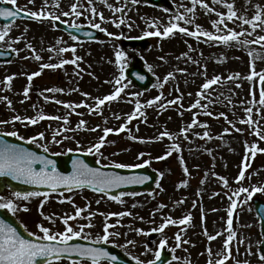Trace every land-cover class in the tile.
<instances>
[{
    "label": "rangeland",
    "instance_id": "1",
    "mask_svg": "<svg viewBox=\"0 0 264 264\" xmlns=\"http://www.w3.org/2000/svg\"><path fill=\"white\" fill-rule=\"evenodd\" d=\"M167 1L168 4L164 7H152L144 0H139L137 4H131L130 0H107V4L125 8L124 12L114 13L101 0H93L91 5L88 4V0H79L82 7L78 6L77 11L83 13L79 18L74 15L68 17L62 15V12L69 11L70 6L77 0H59L58 8L51 6L47 8L48 12L59 15L60 21H65L69 25L76 23L90 26L92 23H99L106 32L98 29L101 32V39L94 43L73 40L71 36L56 30L50 19L34 18L32 22L16 21L9 25V34L0 42V50L13 52L11 61L0 63V121H11L16 115L36 117L43 114L67 116L69 123L65 125L63 120L54 119L39 120L35 125L27 121L24 123L16 121L0 124L1 133L15 131L28 141L43 132L45 138L38 139L32 145L42 151L46 146L48 148L46 153L51 155L87 154L95 156L101 166L114 167L115 164H123L127 167L122 168L126 169L147 165L160 176L153 193L134 195L123 193L117 199L86 189L51 194L47 198L41 195L27 201L16 199L11 191L0 194L5 200L12 199L19 205L20 210L15 214L5 210L19 219L33 236L43 235L38 227L41 224L50 228L53 233L63 232L65 225L62 218L74 215L79 208L84 209L81 216L69 220V224L76 231H80V225H92L83 229L81 239L95 241L104 234L103 229L107 223L115 225L109 228V233L118 235H110L106 243L118 247L135 262L137 259L144 262L154 260L155 251L162 250L158 248L160 241L166 239L164 249L177 258L173 259L171 264H208L209 259L215 262L221 258L216 253L223 248L228 235L226 221L231 206L228 197L241 186L249 189L252 186L264 188L262 151L264 139H260L254 132V129H258L260 134L264 135V106L258 103L260 90L264 85L260 83L259 76L253 80L245 78L251 74L253 65L257 73L264 72V41L250 43L247 46L233 42L231 47H228L217 41H209L203 35L197 40L195 37L174 31V34L167 37L163 35L147 37L143 48L126 45L127 39H138L145 31L157 30L149 28L145 21L149 23L156 21L162 33L174 15L192 16V13H186L187 8L193 7L191 0ZM0 2L4 3L3 0ZM203 2L214 11H206L198 3L195 6V23L184 24L179 21L177 22L179 26L195 31V25H200L205 32L226 34V24L227 28L240 32L242 30L240 25L243 22L237 17L252 19L257 13V5L264 10V0L250 2L220 0L219 3L203 0ZM48 3L52 5L56 0H48ZM225 4L234 6L237 17H234L233 21L226 18L228 8ZM12 6L21 8L23 10L21 12L25 13L38 12L44 6V0H34V3H29V0H16V5ZM92 7H95L97 13L103 14L104 21H101L98 15L93 16L90 11ZM216 13L225 16L224 24L219 25L220 33H217L212 24V21L220 19ZM120 19L125 20L120 27L111 22L116 20L118 23ZM128 24H132L131 29L127 27ZM3 28L4 26H0V30ZM243 29L246 32L239 37L240 40L256 41L258 37L264 36V28H256L253 31L250 25L244 24ZM107 33L114 35L109 36ZM28 45H31L35 52ZM60 47L76 48L75 56L82 57V60L77 62L79 68L67 64L60 69L41 70L42 63H58L62 58H74L71 51L57 56L55 51L46 50ZM118 50L123 51L126 56L120 65L116 63L115 57ZM249 50L254 52L253 56L248 55ZM36 54H39L42 60H35ZM50 56L53 57L52 60H49ZM161 57L164 59L161 60ZM134 62L141 64L144 71L153 78L151 86L146 91H141L125 77V70ZM205 65L206 76L203 74ZM80 69L83 71H79ZM180 69L186 71L181 72ZM37 71H40L41 75L34 76L29 82L27 75ZM77 71L79 75H76ZM169 72L173 73L175 79H169L164 83V77ZM236 74H239V78L227 79L229 76L235 77ZM215 75H220L222 82L203 90L201 85ZM8 76H14L10 89L5 84ZM118 78L121 81L119 85L115 83ZM29 83L31 84L29 95L25 98L23 92ZM238 84L240 87H237ZM122 85L125 87L118 99L101 106L102 115L90 114L88 107L65 108L62 104L54 102L59 100L72 105L82 103L94 105L92 98L110 95ZM47 88H59L63 89V92L50 93L45 91ZM199 92H205V97L198 96ZM83 93H88L89 96L86 97ZM5 97L7 99H3ZM45 97L51 99L45 100ZM156 97L161 98L156 100ZM198 99L200 105L191 108ZM9 100L11 107L8 106ZM150 100H155V103L148 106ZM173 100H177V103H170ZM137 102L143 106L141 111L144 116L137 113L136 118L128 123L127 115L135 111ZM246 108H252V112L247 113ZM208 112L212 115H207ZM221 113L226 115V119L220 115ZM114 114L119 115L121 119H116ZM249 116L256 123L252 126L240 123ZM194 118L198 122L195 126ZM81 120L86 123L78 128ZM121 125H126V130L118 134L115 131L109 133L99 153L94 150L92 153L88 152V149L104 136L105 128L119 129ZM93 128L96 130L91 131ZM237 128L242 131H236ZM182 129H187V139ZM225 129L228 130L227 133ZM57 130L60 131V135H57L56 142H53V134ZM165 131L171 133L173 138L168 139L165 136L159 139L160 134ZM204 132H208L211 138H200L196 135L199 133L203 136ZM246 143L249 146L257 145L255 157H252L251 152H246ZM174 144L179 145V152L173 151L166 159H157ZM246 164L250 167L245 168ZM185 166L188 169L187 174L183 171ZM241 170H245V179L237 184L236 178ZM217 177H225L228 186L225 187ZM184 181L187 182L186 186L182 183ZM246 195L241 194L238 201L240 206L233 212L236 237L230 242L232 258L225 264H237V261L239 264H244V261H248L249 264H264L259 259L262 242L260 220L253 206V199L259 198L264 201V192H257L250 201L242 203ZM45 200L42 211L45 216L52 217L54 223L41 216L40 205ZM181 200L184 202L177 203ZM159 205L166 207L158 208ZM24 207H27L28 211H24ZM122 212L131 215L123 217L110 215ZM189 214L192 220L188 224H168L162 232L151 231L164 223V217H172L179 221ZM205 229L209 235L223 234L209 241ZM137 230H143V234H138ZM177 233L181 235L178 248L175 239ZM185 240L188 243H184ZM241 240L243 243H240ZM128 241L134 243L129 244ZM209 247L213 253L211 257L207 252ZM248 249L251 250V255L248 254ZM51 264H73V261L56 260L51 261ZM75 264L89 263L75 261Z\"/></svg>",
    "mask_w": 264,
    "mask_h": 264
},
{
    "label": "snow or ice",
    "instance_id": "2",
    "mask_svg": "<svg viewBox=\"0 0 264 264\" xmlns=\"http://www.w3.org/2000/svg\"><path fill=\"white\" fill-rule=\"evenodd\" d=\"M4 3L10 4V5H16V0H3ZM102 3H104L111 11L115 12H124L125 8H120V7H114L111 4H107V0H101ZM139 0H130L131 4H137ZM220 0H213V3H219ZM250 2V0H249ZM29 3H34V0H29ZM93 3V0H88V4L91 5ZM191 3L193 5L192 8H187L186 13H192L191 17H186V15H174L167 26L163 28V32L158 29L157 22L152 21L149 23L148 21H145L147 26L149 28H157L156 31H145L143 33L142 37H138V39H143L144 37H150V36H161L163 35L164 37H167L169 35L174 34V31H179L180 33H183L185 35H189L192 37L197 38L199 40V37L201 35L206 36L209 41H217L225 46L231 47L232 43L235 42L237 45H243L247 46L250 43H258L259 41H264V36H260L257 38L256 41H248V40H240L239 37L245 35L246 30L243 29L244 24H248L251 26L253 31H255L256 28H264V10L260 9V6L257 5V13L252 19H248L244 16L237 17V13L234 10L233 4H225V7L228 8V13H227V20L228 21H233L234 17H237L238 19L242 20V24L240 25L241 31L236 32L234 29L227 28V25L225 24V31L226 34H214L212 32H205L200 25H195V31H190L186 27H181L179 26V21H182L184 24H194L195 23V6L199 3L201 7L206 9V11H214L213 9L209 8L206 3L203 2V0H191ZM59 7V0H56V3L49 5L48 0H44V6L37 12V11H28L26 12V15L29 18H35L37 20H42V19H50L54 23L56 21H60V16L55 15L54 13L48 12L47 8L48 7ZM82 5H79V0H77L76 3H73L70 6L69 11L62 12V15L65 17H68L70 15H74L75 17L79 18L83 13L80 11H77V7ZM127 5H125L126 7ZM23 11L21 8H16L15 10L4 7L0 8V17L4 18L5 20L8 19H15L17 15ZM91 13L93 16H99L101 21L105 20V17L103 16L102 13H97L95 7H92L90 9ZM217 16L220 17L219 20H214L212 21L213 27L217 29V33H220V24H224L225 16L222 13H216ZM61 23H66L65 21H60ZM116 27H120L121 24L125 23L124 19H120L119 22L117 23L116 20L111 21ZM91 27L99 29L101 31H105L106 29H102L101 25L99 23H92L90 24ZM69 27L74 28V29H79L81 25L76 24V23H71ZM127 27L131 29L132 24H128ZM9 34V25H4L3 30H0V42L5 40V37ZM88 35H91V33H87ZM248 35H251V33H247ZM109 36H113L114 34L112 33H107ZM119 39L120 37H116ZM73 40H76V36H72ZM17 43L19 40L16 41ZM61 43V42H58ZM28 47L35 52V49L31 47V45H28ZM191 48V46L189 45ZM49 52H56L57 56H62L63 53H66L68 51H71L73 53L74 58L73 59H66L62 58L59 60L58 63H42L40 65L41 70L43 69H60L63 68L64 65L67 64H72L76 65L77 68H79L78 61L82 60V57L75 56L76 53V48H68V47H60L58 49L54 48H48L46 49ZM13 51H18L16 49H13ZM186 55V54H185ZM249 56H253L254 52L252 50H249L248 52ZM255 55H259L258 53H255ZM116 57V63L118 65L121 64L122 61L126 59L125 53L123 51H116L115 53ZM27 58V57H26ZM35 60L40 61L42 60V57L39 54H36L34 56ZM53 57H49V60H52ZM161 60L164 58L161 57ZM194 63H198L196 61H193ZM204 67V75L206 76V71H207V66ZM151 70V69H149ZM79 71H83L80 69ZM79 71L76 72V75H79ZM179 71L185 72L186 69H180ZM123 74V73H122ZM41 75L40 71L34 72L30 75H27V79L29 82L32 81L34 76H39ZM259 76V81L262 85H264V72L262 73H257L254 69V65L252 66V71L251 74L247 77H245L248 80H253L255 77ZM140 79H143V77H139ZM234 78H239V74H236L235 77L229 76L227 79L231 80ZM14 79V76H8L5 79V84L6 86L10 89L11 82ZM169 79H175L173 73L169 72L165 77H164V83H167ZM107 82V81H106ZM222 82V77L220 75H215L211 79H206L205 82L201 85V88L203 90H208L210 89L213 85H217ZM116 84H121L120 79L115 80ZM162 86V85H161ZM31 87V84L29 83L28 86L25 87L23 95L25 98H28L29 95V89ZM125 86L117 87L115 91L110 94V95H105L103 97H94L92 98L94 100V105H87L86 103L82 104H77V105H72L70 103H64L59 100H55L54 102L57 104H62L63 107L65 108H74V107H88L89 108V113H97L102 115V110L101 106H103L106 102L110 101H115L118 99L120 96L121 92L124 90ZM237 87H240L238 84ZM78 90V89H74ZM179 91V89H176ZM46 92L54 93V92H63V89L59 88H47L45 89ZM84 96H89L88 93H83ZM200 97H205V92H199L197 94ZM253 95V102L255 103V92L252 93ZM161 97H156V100H159ZM3 99H7L6 97ZM51 99L50 97H45V100ZM182 99V97L180 98ZM24 101H21L23 103ZM155 103V100H150L148 101V106H151L152 104ZM170 103L175 104L177 103V100H173ZM258 103L262 106H264V87L261 88L260 90V98ZM198 105H200V100L198 99L194 104L191 105V108H195ZM8 106L11 107V101H8ZM202 107H206V105H201ZM143 106L137 102L135 104V111L132 112L131 114L127 115V122L130 123L132 119L136 118L137 113H139L141 116H144V113L141 111V108ZM191 110V109H189ZM245 111L247 113L252 112V108H246ZM207 115H212V113L208 112L206 113ZM182 115V113H181ZM220 115L225 116L224 113H221ZM116 119H121V117L117 114H114ZM43 119H54V120H63V123L67 125L69 123L67 116L65 117H59V116H45L43 114L37 115L36 117H21L20 115H16L12 118L11 121H0V124H7V123H15L16 121H19L21 123H24L27 121L28 123L35 125L39 120ZM86 122L81 120L79 122V125L77 126L79 128L80 125H84ZM198 122L193 121V126H195ZM240 123H247L249 126H252L255 121L252 120L251 116L247 120H241ZM204 127H207L206 125H201ZM233 127H235L233 125ZM66 131L69 129H65ZM91 131H95L96 129H90ZM126 130V125H121L119 129H112V128H105L104 131V136H101L99 138V141L94 144L92 147L88 149L89 153H92L93 150L96 153H99L101 147H103L105 143V138L107 135L111 132H123ZM138 130V129H137ZM236 131L240 132L242 129H236ZM182 132L185 134V139H187V129H182ZM228 130L225 129V133H227ZM254 132L257 136H259L260 139H264V135L260 134V131L258 129H254ZM0 135H6V136H13V137H18L19 139L23 140L24 137L19 136L17 132L12 131V132H7V133H2ZM60 135V131L57 130L53 134V142H56V136ZM200 138L204 137H209L208 132H204L203 136H201L199 133L196 134ZM165 136L168 137V139H172V134L168 133L167 131L163 132L160 134L159 139H163ZM45 138V135L43 132L39 133L37 137H32L28 139V143H36L37 140H43ZM67 139V137H65ZM144 142V141H142ZM114 143V142H113ZM246 152H251L252 157H255L256 151H257V145L253 144L251 146L245 145ZM44 151L47 152L48 148L45 146ZM71 151V149H69ZM173 151L179 152L180 147L179 145H171L169 150L165 152L164 155L158 157L157 159H166L167 156L171 155ZM264 151V150H262ZM143 155V154H141ZM248 157L246 155L245 160H247ZM37 164L43 165V167L40 170H37L35 167ZM143 165H137V167H142ZM72 167H73V172L70 176H65L59 173L56 170V165L55 161L48 160L45 157L38 156L36 153L28 151L27 149L18 147L15 144H8L6 142L0 141V176H10L13 179L20 180L25 184H32V185H37V186H46L48 189H50L52 192H55L58 188L62 187H67L69 190L72 188H83L85 186L91 187L96 191L99 192H105L106 189L109 188H117L120 187L123 184H128V183H139L142 182L143 179L145 178H129V177H123V176H118L114 174H108L101 172L98 169L90 168L86 163H84L82 160H74L72 162ZM114 167L117 168H122V167H127L126 165L123 164H115ZM250 167V165L246 164L245 168ZM183 171L185 174L188 173L187 167H183ZM219 180H221L224 184L225 187L228 186V181L225 177H217ZM245 179V170H241L238 177L236 178V183L239 184L240 181ZM184 186H186L187 182L184 181L182 182ZM203 183V181H202ZM159 187V185H158ZM257 192H264V188L259 187V186H252L251 189L248 187H239L235 192H232V194L228 197V199L231 202V206L228 210V219L226 221L227 228L226 231L228 233L227 238L225 239L223 243V248L216 253L217 256L221 257L219 260L213 262L211 259H209L208 264H225V262L232 258V250L230 247V242L236 237V232L233 228V212L235 209H237L238 206V201L241 196V194H247L245 199L242 201V203H247L252 199V197L257 193ZM12 195L16 199L20 200H29L32 197H37V196H47L49 193H41V192H13ZM129 195H134V193H129ZM233 197H236V199H233ZM113 199H117L116 197H113ZM45 201L41 202L40 208H41V216L48 220L50 223H54L52 217L50 216H45L42 209ZM63 202V201H61ZM184 201H177V203H183ZM99 203V201H97ZM166 207V205H159L158 208H163ZM0 209H7L9 212L15 214L18 210H20L19 205H17L14 200L8 199L5 200V198L0 195ZM24 211H28L27 207L23 208ZM84 211V209H79L77 208V211L75 212L74 215L72 216H65L62 218V223L65 225V230L63 232H55L53 233L50 228L44 227L42 224L38 225L39 230L41 233H43L42 236H37L36 239L37 241H44V242H34L32 240H28L23 238L18 232L17 229L14 228L11 224L4 222L3 220H0V264H37V260L39 258H43L48 261V264H51V260L53 258L59 260L65 256L72 257V256H77L81 257L86 260H90L91 264H101V261L103 259L115 261L116 257L115 256H110L107 251H105L102 248H96V247H82L80 245H75L71 246L70 241H72L74 238H83V229L85 227H91V224L88 225H80V231L74 230V228L69 224V220L71 219H76L77 217L81 216V213ZM215 211V209H214ZM261 213H264V209L260 210ZM259 214V213H258ZM110 215H118V216H125V215H131V213L128 212H122V213H116V214H110ZM143 219V218H141ZM192 220L191 215H186L179 221L173 219L172 217H164V223L161 224L159 228H154L151 231L154 232H162L163 229L168 225V224H179V225H185L188 224ZM251 225H248L250 227ZM110 227H115V225H109L105 224V227L103 229L104 234L102 236H99L93 243H101V242H108L110 235H118V233H109V228ZM186 231V229H184ZM138 234H143V230H137ZM223 233H217L216 235H209L207 233V230L205 229V235H207V238L209 241L217 239V236L222 235ZM29 235H32V233H29ZM175 239L177 241L176 247H180V241H181V235L180 233H177L175 236ZM46 242V243H45ZM184 243H188L187 240L183 241ZM129 244H133L134 241H128ZM240 243H243L241 240ZM167 244L166 239H162L159 243L158 248L159 249H164ZM248 254L251 255V250L248 249ZM209 257L212 256V250L211 247L207 249ZM237 252H239V249L237 248ZM161 258V251L157 250L155 251V259L152 261H140L137 259L136 264H157V262ZM177 259V258H173ZM260 261L264 262V252H261L259 255ZM73 264H75V261H73ZM237 264H239V261H237ZM244 264H249L248 261H244Z\"/></svg>",
    "mask_w": 264,
    "mask_h": 264
},
{
    "label": "water",
    "instance_id": "3",
    "mask_svg": "<svg viewBox=\"0 0 264 264\" xmlns=\"http://www.w3.org/2000/svg\"><path fill=\"white\" fill-rule=\"evenodd\" d=\"M146 1L151 2L153 5H157V6H161V5L166 4L165 0H146ZM4 7H8V8L15 10L14 7L5 6V5L0 4V8H4ZM17 19L31 20L32 18H29L25 13L20 12L15 19L5 20L4 18L0 17V24H2V25L3 24H11L12 22H14ZM55 25L58 29H61L65 32L73 35V36H76L79 40H96L99 37V33L97 31L93 30L92 28L86 27V28H82V29H74V28L67 27V25L62 24L60 22H56ZM87 33H91V35H88ZM131 42L132 43L133 42L141 43V41H131ZM11 57H12V54L4 53V52L0 51V61H8ZM128 76L131 77L132 80L136 84H138V86H140L142 89H147L151 84V77L149 75H147L142 69H140L138 64H135L134 68H132L128 71ZM139 77H143V79H140ZM0 141L6 142L8 144H15L18 147H21V148L27 149L28 151L36 153L38 156L45 157L48 160L55 161L56 170L65 176H70L72 174V172H73L72 162L74 160H82L90 168L98 169L104 173L114 174V175H118V176L129 177V178H145L142 180V182L123 184L120 187L109 188V189H106L105 192H103L107 195H111L114 197L117 196L119 193H122V192H143V191L152 192L154 189V185L158 179V175L155 172L151 171L149 168H140V169H136V170H124V169H118V168H103V167L97 166L94 159L88 158L86 156L73 155V156H69V157H63L61 159L51 158L47 155L40 153V151L33 149L30 145H26L22 142H19L17 140L12 139V138L0 135ZM35 167L37 168V170H40L43 167V165L37 164ZM6 187H10L14 192H16V191H19V192H31V191L52 192L46 186H37V185H32V184H25L22 181L13 179L10 176H0V192H2ZM85 187L89 188L91 190H94L91 187H87V186H85ZM72 189H76V188H72ZM67 190H69V188L62 187V188H58L56 191L64 192ZM94 191H96V190H94ZM254 204H255L256 212H257V214L259 213L258 215L261 218L262 234L264 236V213L260 212L261 209H264V203L257 200L254 202ZM0 220H3L4 222L11 224L14 228L17 229V232L23 238L28 239V240H32V241L38 242V243L42 242V241H37L35 238L28 235L24 231L22 226L14 218H12L6 212L1 211V210H0ZM70 245L71 246L80 245L82 247L102 248L105 251H107L110 256L116 257V260L114 262L110 260L113 264H130L127 261V259L124 258V256L121 253H119V251L116 249L107 248L106 246H97V245H93V244L83 242L80 240H73L70 242ZM261 251L264 252V242H263V246L261 248ZM63 258L74 259V260L83 259V258L77 257V256H72V257L65 256ZM53 259H55V258H53ZM84 260H86V259H84ZM46 262H47V260H45L43 258H39L37 260V264H44ZM166 262L167 261L165 259H161L160 261L157 262V264H165Z\"/></svg>",
    "mask_w": 264,
    "mask_h": 264
}]
</instances>
